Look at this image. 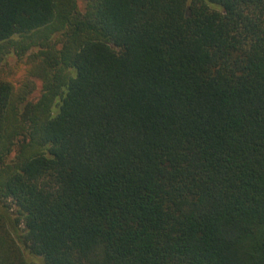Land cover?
<instances>
[{"label":"trees","instance_id":"1","mask_svg":"<svg viewBox=\"0 0 264 264\" xmlns=\"http://www.w3.org/2000/svg\"><path fill=\"white\" fill-rule=\"evenodd\" d=\"M32 47L0 264H264V0H0V59Z\"/></svg>","mask_w":264,"mask_h":264},{"label":"rangeland","instance_id":"2","mask_svg":"<svg viewBox=\"0 0 264 264\" xmlns=\"http://www.w3.org/2000/svg\"><path fill=\"white\" fill-rule=\"evenodd\" d=\"M79 1L82 5V0ZM34 51H36V48L33 49V47L20 53L11 49L10 52L4 54L0 59V78L10 81L16 88L27 78H31L36 82V78H39V76L35 70ZM38 85L35 91H38ZM26 255L28 257L27 253ZM35 259L39 261L37 258Z\"/></svg>","mask_w":264,"mask_h":264}]
</instances>
